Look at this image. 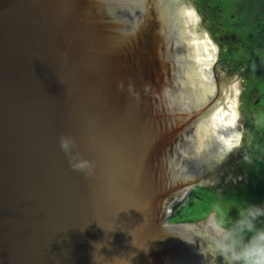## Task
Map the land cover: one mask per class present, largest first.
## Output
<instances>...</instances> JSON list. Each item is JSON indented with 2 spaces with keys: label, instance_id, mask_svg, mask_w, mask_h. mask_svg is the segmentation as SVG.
<instances>
[{
  "label": "water",
  "instance_id": "water-1",
  "mask_svg": "<svg viewBox=\"0 0 264 264\" xmlns=\"http://www.w3.org/2000/svg\"><path fill=\"white\" fill-rule=\"evenodd\" d=\"M122 2L0 0V264H204L164 221L183 190H201L182 183L228 152L208 151L199 107L213 94L185 9L180 77L172 54L160 62L130 36ZM61 135L92 175L71 167Z\"/></svg>",
  "mask_w": 264,
  "mask_h": 264
},
{
  "label": "flooded vegetation",
  "instance_id": "flooded-vegetation-1",
  "mask_svg": "<svg viewBox=\"0 0 264 264\" xmlns=\"http://www.w3.org/2000/svg\"><path fill=\"white\" fill-rule=\"evenodd\" d=\"M132 23L130 36H146L161 62L160 54H172L170 67L178 76L182 75L183 65L179 61L180 43L177 10L191 11L194 22L185 25L194 36L208 39L216 47V59L212 67L214 95L199 107L207 116L220 95V70L227 74L237 73L242 78V89L249 88L243 100L245 120L239 127V140L225 155L222 163L215 161L207 171L193 174L183 182L203 190L204 217L214 210L227 214L228 209L238 199L245 198L257 203L263 196H253L259 189L256 184L264 182V0H125ZM136 26V28L134 27ZM191 34L192 37H194ZM155 44V45H154ZM256 80V81H254ZM179 85L183 87L182 78ZM252 89V90H251ZM244 91H242L243 93ZM242 114V112H241ZM247 155L251 163H245ZM242 176L243 179H235ZM218 180L213 184L211 180ZM235 180V182H233ZM251 190V193H250ZM196 219L186 217L169 220L167 226L180 223L186 244H199L195 222L202 221L200 211L195 210ZM235 214V209L231 210ZM204 264H207L203 258ZM203 264V263H202Z\"/></svg>",
  "mask_w": 264,
  "mask_h": 264
},
{
  "label": "clouds",
  "instance_id": "clouds-1",
  "mask_svg": "<svg viewBox=\"0 0 264 264\" xmlns=\"http://www.w3.org/2000/svg\"><path fill=\"white\" fill-rule=\"evenodd\" d=\"M60 147L73 169L93 174L94 161L75 151L77 146L71 136L61 135ZM224 159L226 156L217 163ZM243 160L251 163L247 155ZM211 183L216 184L218 180L212 179ZM232 209L235 214H231ZM197 236L201 242L197 252L207 264H217L218 260L221 264H264V201L257 203L242 197L229 207L227 214L214 210L200 226Z\"/></svg>",
  "mask_w": 264,
  "mask_h": 264
},
{
  "label": "bare ground",
  "instance_id": "bare-ground-1",
  "mask_svg": "<svg viewBox=\"0 0 264 264\" xmlns=\"http://www.w3.org/2000/svg\"><path fill=\"white\" fill-rule=\"evenodd\" d=\"M185 11L189 22H194L189 13L190 11ZM184 27L200 80L202 83L208 85L209 93L214 95L215 88L211 76V66L216 58L217 52L213 49L216 47L208 39L202 40L201 37L194 36L195 33L192 34V30L185 24ZM229 102L231 103L229 104ZM229 102L227 104L224 103L227 108H224L222 105H217L218 103L216 102L209 113L208 151L214 156H216V148H218V153L229 151L239 140L240 133L237 129L239 113L237 103L233 100Z\"/></svg>",
  "mask_w": 264,
  "mask_h": 264
},
{
  "label": "rangeland",
  "instance_id": "rangeland-1",
  "mask_svg": "<svg viewBox=\"0 0 264 264\" xmlns=\"http://www.w3.org/2000/svg\"><path fill=\"white\" fill-rule=\"evenodd\" d=\"M220 73L222 74V70H220ZM220 83H221L220 96L217 100L218 103L217 105L220 106L222 105L224 108H227V106H225L224 103L227 104V102L232 100L237 103L236 105L239 113L237 129L239 130L240 123L242 125L245 120L244 104L246 103V99L248 100V96L244 100L243 97L245 96V94L249 92V88L244 90L242 89V78H240L237 73L227 74L224 72L220 77ZM242 91L244 92L242 93ZM226 100L228 101L226 102ZM230 103L231 102H229V104ZM191 191L193 192L191 193ZM191 191L189 196L175 203V205L171 207V214L173 213L172 215L173 221L181 220L184 217L193 218L195 217L196 214L195 210L200 211V216L205 215V213H202L203 212L202 208H205L206 206L204 202H201L202 200L201 198L204 196L205 192L203 190H192V189ZM257 199L258 198H255L254 201H257Z\"/></svg>",
  "mask_w": 264,
  "mask_h": 264
},
{
  "label": "trees",
  "instance_id": "trees-1",
  "mask_svg": "<svg viewBox=\"0 0 264 264\" xmlns=\"http://www.w3.org/2000/svg\"><path fill=\"white\" fill-rule=\"evenodd\" d=\"M256 186L259 188V189H255L253 191V196H263L264 197V182L261 183L260 185L256 184ZM250 193H251V190H250ZM263 201H264V198H263Z\"/></svg>",
  "mask_w": 264,
  "mask_h": 264
}]
</instances>
